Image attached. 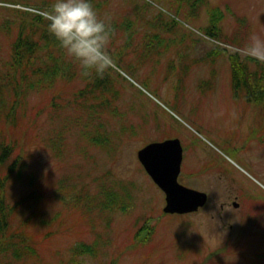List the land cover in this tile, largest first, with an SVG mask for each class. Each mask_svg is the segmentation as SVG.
<instances>
[{
    "label": "rangeland",
    "instance_id": "374dc122",
    "mask_svg": "<svg viewBox=\"0 0 264 264\" xmlns=\"http://www.w3.org/2000/svg\"><path fill=\"white\" fill-rule=\"evenodd\" d=\"M103 1L95 10L101 18H110L111 25L116 24L109 51L115 56L122 51L128 63L138 65L134 76L130 74L120 81L122 86L116 85L123 115H106L115 131L114 150L90 146L86 157L83 150L88 143L77 128H71L75 134L67 135L68 131L62 140H47L53 130L67 129L69 119L82 114L72 105L74 93L85 85L79 76L71 82L61 80L50 90L32 92L15 123H7L0 115V141L6 136L27 156L43 194L38 205L33 202L13 216L14 227L32 212L44 221L29 225L36 254L25 264H264V131L261 129L255 143L244 141L246 137L238 143L231 137L248 126L239 111L262 110V105L233 95L228 54L209 63L206 53L217 41L201 28L208 24L214 6L225 13L223 28L229 35L240 27L239 18L246 17L248 26L240 34L242 45L221 41L228 52L238 50L245 56L252 36L264 40V0H206L192 17L179 11L174 0ZM53 2L0 0V66L9 59L18 25L23 22L10 8L31 11L29 7H42L45 12ZM161 11L166 21L173 17L178 21L174 32L156 28L166 46L152 39L154 26L164 25L157 19ZM174 136L185 148L180 181L209 194L204 206L183 215L163 212L165 194L138 159V150L146 143ZM228 137L233 144L226 142ZM234 146L242 147L248 163L238 158ZM208 155L222 156L227 165L217 167ZM60 179L68 184L89 182L91 189L98 182H130L134 207L103 212L83 208L80 203L65 206L55 196ZM30 190L25 184L10 182L9 202L10 194L18 196ZM239 192L240 197H235ZM224 200L227 203L222 208ZM233 200L239 205H233ZM99 233L110 240L101 247V255L73 253L76 245L92 242Z\"/></svg>",
    "mask_w": 264,
    "mask_h": 264
},
{
    "label": "trees",
    "instance_id": "16d2710c",
    "mask_svg": "<svg viewBox=\"0 0 264 264\" xmlns=\"http://www.w3.org/2000/svg\"><path fill=\"white\" fill-rule=\"evenodd\" d=\"M203 1L206 0H174L173 5L179 11L183 10L189 17H192L196 8ZM105 2L92 0L95 9ZM10 9L17 12L19 19L23 22L18 25L17 35L11 44L12 50L9 59L3 63V66H0V115L7 119V123H15L18 112L27 104L28 97L32 92L50 90L55 88L61 80L71 82L79 76L85 85L74 93L72 105L78 107L77 109L81 110L82 114L72 116L67 129L53 130L54 133L48 135L47 140L52 138L62 140L68 131L67 135L75 134L71 128H77L85 134L84 139L88 143V146L85 145L83 150L86 157H88L87 147L89 150L90 146L113 151L114 143H116V138L113 136L115 131L111 130L106 115L108 118L123 115L117 104L118 95L121 93L116 85L122 86L121 82L127 79L126 75L117 67L129 75H133L138 65L128 63L122 51H118L116 57L112 54L114 52L111 53L108 49L114 58L112 67L106 70L103 75H98L95 71L85 74L79 63L67 56L59 42L49 33L47 22L43 19V12L14 7ZM39 9L43 8L39 7ZM223 17H225V13L219 7L214 6L210 9L208 24L201 25L205 34L217 41L214 48L206 53V60L210 57L208 62L213 63L216 56L222 53L228 54L233 94L239 97L244 96L250 104L262 105L260 113L263 116L264 64L248 55L242 56L238 50L228 52V48L224 47L221 41H233L238 44L236 46L242 45L240 34L244 27V17L239 18L240 27L230 35L224 31ZM158 18L159 24L163 22L164 25L154 26L152 39L155 38L159 46H166L162 32L156 28L161 27L167 32H174L178 21L175 17L171 22L166 21L162 11L157 15ZM111 26L113 27L111 28L112 32H114L116 24ZM147 55L145 53L144 57ZM212 77H214V73H212ZM258 125L264 131V117L257 122ZM17 147L15 142L8 141L6 136L2 137V141H0V264H25L33 257L36 254V244L29 233V225L44 223L41 216L32 212L21 218L16 227L12 226L13 216L19 209L26 208L33 202L38 205L43 199L41 188L37 184L39 176L32 169L27 156L21 155L23 152L18 151ZM10 182L12 185L25 184L31 190L27 193H20L18 196L10 194L12 200L10 203V199H8ZM59 182L60 186L55 190V196L65 206L71 202L80 203L83 208L90 210L96 208L103 212L107 210L124 212L128 208L134 207L130 182L125 183L121 180H115L111 184L98 182L95 189H91L88 186L89 182L84 181L81 185L68 184L62 179ZM35 185L38 188H34ZM151 230L152 228L146 232L144 240L150 239ZM109 243L110 240L99 233L92 242L83 241L76 245L73 253L76 256H99L101 247ZM250 261L256 263V260L250 259Z\"/></svg>",
    "mask_w": 264,
    "mask_h": 264
},
{
    "label": "clouds",
    "instance_id": "9594fccd",
    "mask_svg": "<svg viewBox=\"0 0 264 264\" xmlns=\"http://www.w3.org/2000/svg\"><path fill=\"white\" fill-rule=\"evenodd\" d=\"M42 15L49 33L85 74L95 71L103 75L112 67L114 58L108 51L113 36L111 21L101 18L92 0H54ZM245 54L264 64V40L252 36Z\"/></svg>",
    "mask_w": 264,
    "mask_h": 264
},
{
    "label": "water",
    "instance_id": "95a60500",
    "mask_svg": "<svg viewBox=\"0 0 264 264\" xmlns=\"http://www.w3.org/2000/svg\"><path fill=\"white\" fill-rule=\"evenodd\" d=\"M138 157L166 194L165 212H194L206 204V192L188 187L178 180L183 160V146L179 138L150 142L138 151Z\"/></svg>",
    "mask_w": 264,
    "mask_h": 264
},
{
    "label": "flooded vegetation",
    "instance_id": "af4514ba",
    "mask_svg": "<svg viewBox=\"0 0 264 264\" xmlns=\"http://www.w3.org/2000/svg\"><path fill=\"white\" fill-rule=\"evenodd\" d=\"M240 113L239 114H242L243 115V118H246L247 119V121H248V126L246 127V129H244V131L243 132H233L232 134H231V137H236L237 139H238V143H239V141L243 138V137H246L245 139H244V141L246 140V139H250L251 141H254L253 143H255L256 141H259L260 139H258L259 138V135H260V133H261V129H259L258 127H259V125H258V127H257V122L258 121H260L263 117H264V115L262 116V113H260V110H241V111H239ZM246 112H249L250 114H249V116H247L246 115ZM238 114V115H239ZM258 120V121H257ZM254 124H256V125H253V123ZM226 140V142L228 143V144H233V142H232V140H231V138L230 137H228L227 139H225ZM234 151H235V153H236V155L238 156V158H240L242 161H244V162H246V163H248L249 162V160L247 159V158H245L243 155H242V147L241 148H238L237 146H234ZM244 149V148H243ZM208 157L210 158V160L212 161V162H214L215 163V165L218 167L219 165H222L223 166V164H224V166L225 165H227V162H225V159L222 157V156H220V155H214L213 157H210L209 155H208ZM240 192H241V190H240ZM240 192L239 193H236V194H234V196L235 197H240ZM227 197H228V195H226ZM231 195L229 194V197H230ZM231 198V197H230ZM247 198V197H246ZM228 200V199H227ZM227 200H224V201H222V203H221V207L222 208H224L225 206H226V203H227ZM235 202H237L238 204H239V202L237 201V200H233V205H234V203Z\"/></svg>",
    "mask_w": 264,
    "mask_h": 264
}]
</instances>
